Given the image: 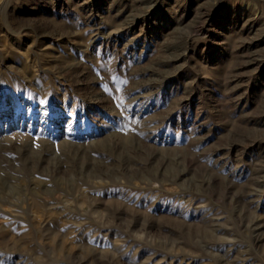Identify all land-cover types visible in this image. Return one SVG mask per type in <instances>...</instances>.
Masks as SVG:
<instances>
[{
    "label": "rangeland",
    "instance_id": "obj_1",
    "mask_svg": "<svg viewBox=\"0 0 264 264\" xmlns=\"http://www.w3.org/2000/svg\"><path fill=\"white\" fill-rule=\"evenodd\" d=\"M0 264H264V0H0Z\"/></svg>",
    "mask_w": 264,
    "mask_h": 264
},
{
    "label": "bare ground",
    "instance_id": "obj_2",
    "mask_svg": "<svg viewBox=\"0 0 264 264\" xmlns=\"http://www.w3.org/2000/svg\"><path fill=\"white\" fill-rule=\"evenodd\" d=\"M147 11V10H146ZM150 15V14H149Z\"/></svg>",
    "mask_w": 264,
    "mask_h": 264
}]
</instances>
